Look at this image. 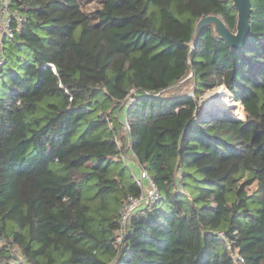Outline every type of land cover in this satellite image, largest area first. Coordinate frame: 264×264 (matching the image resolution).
Returning <instances> with one entry per match:
<instances>
[{"label": "trees", "instance_id": "trees-1", "mask_svg": "<svg viewBox=\"0 0 264 264\" xmlns=\"http://www.w3.org/2000/svg\"><path fill=\"white\" fill-rule=\"evenodd\" d=\"M250 1L232 47L211 25L192 44L201 16L235 29L232 0H101L93 20L80 0H9L21 19L0 39V264H264V0ZM217 85L243 119L197 112ZM125 112L160 196L118 241L140 193L115 140Z\"/></svg>", "mask_w": 264, "mask_h": 264}, {"label": "built area", "instance_id": "built-area-1", "mask_svg": "<svg viewBox=\"0 0 264 264\" xmlns=\"http://www.w3.org/2000/svg\"><path fill=\"white\" fill-rule=\"evenodd\" d=\"M21 19V17L18 15V13L15 10H12L9 6V0H0V39L4 36L12 37L14 34V30L12 27V20L13 18ZM49 66L52 68V70H55V67L52 63H49ZM135 100V97L133 94H129L126 99V104L132 102ZM122 132L124 134V143L125 147L124 150L120 152V157L122 160H124L126 163H129L128 161L135 160L134 166H132V175L137 183V185L140 187V193L136 196L129 195L123 202L122 210H121V220L120 225L121 228L118 229L116 233L117 240L119 241L122 238V226L125 224L128 217L131 215V213L134 211V209L141 203H153L156 201L160 196V191L158 187L156 186V183L154 180L150 177L148 172L141 167L130 149V142H131V136H130V124L128 121V118L126 117V112L122 119ZM115 140L119 145V139L116 136ZM132 153V157L128 156V153ZM135 168V170H133ZM219 234H222L219 232Z\"/></svg>", "mask_w": 264, "mask_h": 264}, {"label": "rangeland", "instance_id": "rangeland-1", "mask_svg": "<svg viewBox=\"0 0 264 264\" xmlns=\"http://www.w3.org/2000/svg\"><path fill=\"white\" fill-rule=\"evenodd\" d=\"M81 8L87 12L92 20L94 19V12L95 10L101 5V0H80ZM191 74H188L187 77H190ZM183 89L187 91V93L192 94V84H186L183 86ZM198 102L200 107L198 108L197 112H208V109L212 110V112L220 113L221 110H226L227 112L235 115L236 117L243 119L245 117V113L240 106V102L235 100L231 93L223 86L217 85L210 89H207L203 92L201 96L198 98ZM121 149L123 150L122 140H118ZM129 157H132V153H128ZM128 164L134 166L135 160L128 161ZM135 170V168H133ZM253 187L249 188V191H252ZM16 255L18 256L19 253L17 252ZM17 258H20L18 256Z\"/></svg>", "mask_w": 264, "mask_h": 264}, {"label": "water", "instance_id": "water-1", "mask_svg": "<svg viewBox=\"0 0 264 264\" xmlns=\"http://www.w3.org/2000/svg\"><path fill=\"white\" fill-rule=\"evenodd\" d=\"M237 10L235 29H229L223 19L216 14L201 16L195 24V34L192 41L194 46L199 32L206 26L211 25L215 34L226 41L232 47H240L246 41L249 32V16L251 13L250 0H232Z\"/></svg>", "mask_w": 264, "mask_h": 264}, {"label": "bare ground", "instance_id": "bare-ground-1", "mask_svg": "<svg viewBox=\"0 0 264 264\" xmlns=\"http://www.w3.org/2000/svg\"><path fill=\"white\" fill-rule=\"evenodd\" d=\"M240 104V103H239ZM240 106H241V104H240ZM241 108H242V106H241Z\"/></svg>", "mask_w": 264, "mask_h": 264}]
</instances>
